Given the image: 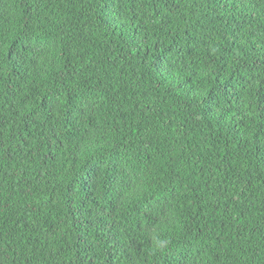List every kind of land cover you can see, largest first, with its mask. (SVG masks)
<instances>
[{"label":"trees","instance_id":"1","mask_svg":"<svg viewBox=\"0 0 264 264\" xmlns=\"http://www.w3.org/2000/svg\"><path fill=\"white\" fill-rule=\"evenodd\" d=\"M0 264H264V0H0Z\"/></svg>","mask_w":264,"mask_h":264}]
</instances>
